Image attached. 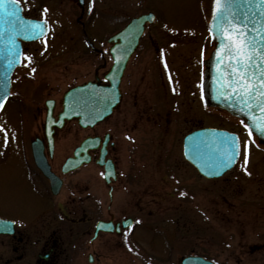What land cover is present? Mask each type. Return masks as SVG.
Returning <instances> with one entry per match:
<instances>
[{
  "label": "flooded vegetation",
  "instance_id": "flooded-vegetation-1",
  "mask_svg": "<svg viewBox=\"0 0 264 264\" xmlns=\"http://www.w3.org/2000/svg\"><path fill=\"white\" fill-rule=\"evenodd\" d=\"M94 1L83 0V4H81L80 0H76L75 3L80 11L76 24L81 27L84 35L82 39L91 52L100 56L102 62L97 69L98 72L95 71L93 80H88L86 83L100 82L102 86L109 85L106 76L113 65L112 48L115 43L110 42L113 36L123 31L132 20L141 16L152 14L154 22L145 25L139 45L127 63L120 85L122 99L115 113L94 127L81 128L76 120L65 122L63 128L56 127L52 135H47L45 128L47 111L49 110L47 104H50L52 118L57 122L62 111L64 94L61 99L57 100L48 95L42 105L38 91L36 94H31L33 98L31 101L22 98H19V101L14 100L16 95L13 94L16 72L19 69L28 68L32 69L31 73L33 74L39 68L28 65V63L34 64L33 58L36 52L33 53L30 61L26 57V47L45 41L48 35L37 42L23 44L22 65L15 70L12 76L11 95L7 102L9 104L14 100L11 103L19 111V124L16 128H19L21 135L20 145L18 144L19 141L15 147L7 145L6 161L0 162V175H9L11 180L16 182V194L13 197H8L4 203L0 200V208L3 205L12 206L15 212L12 216H8L0 211V220L5 222L0 224V264H139L142 246L145 244L142 233L146 235L142 227L147 228L149 234L154 233L158 238V233L161 232L158 229L161 228L159 226L171 221L165 216L168 211H172L171 201L178 198H180L181 205L177 206L176 210H180V222L185 233L192 226L201 231L204 222L207 224L203 202L196 205L198 218L195 220L189 218L191 197L186 184H182L180 192L184 195L178 197V194L175 195L172 192L171 178H163L159 182L156 180L155 182H148L147 178L143 177L144 174L136 160V152L139 148L135 146L137 139L130 135V133H135L138 141H140L139 131L144 123L153 122L156 124L157 119H159L163 120L164 126L167 128L170 121L168 109L162 116L160 113H151L154 104L149 105L147 110L149 101L145 103L141 100L142 97L144 99L145 97L139 93L137 88L130 91V96L125 89V85H127L126 73L134 63L139 62L140 57L143 59L149 57L150 60L145 68L158 72L159 88L162 89L160 90L162 93H157L158 96L162 94L166 97V90L170 92H168L169 95L180 93L179 88L177 91L176 89L173 90L170 83L174 62L170 52L171 43L169 44V42L171 40L169 37H173V33H170L171 29L169 30V24L166 22L165 8L161 7V3L156 5L153 0H143L142 3H146L149 7L139 8L140 12L133 3L134 0H117L115 3L117 7H112L113 1L107 0L101 9V16L97 19H100L106 26L113 25L115 28L109 29L110 32L105 36L107 47L99 50L95 46L93 49L90 47L89 36L91 31H88L95 8L92 5ZM208 3L209 0H206L207 5ZM26 5L27 3L22 4L24 17L36 19L25 8ZM154 29L157 31L155 34L151 33ZM162 37L164 38L162 39ZM180 38L183 36L180 35ZM166 39L169 42L164 44ZM159 40L161 41L160 44H158ZM214 46L215 43L211 40L208 54L204 55L201 63L197 64L199 74L200 67L202 68L199 88L205 70L204 62L212 53ZM198 57H200V51L194 55V63H197ZM33 69L35 70L33 71ZM175 73L178 85L182 86L183 76L180 78L176 71ZM184 73L185 77L188 69ZM199 77L200 75H198ZM197 96L203 104L201 90ZM24 101L36 105L37 108L22 107L21 102ZM166 105L170 107L171 102ZM130 111L132 114H129ZM117 112H121L118 121L121 122L123 132H127L124 133L126 134L124 141L128 144V161L122 164L121 157L124 153L120 151V142L109 125ZM129 118L132 119L130 126L126 123V121L129 122ZM33 122L37 123L35 132L32 129ZM103 125H107L109 129L99 133L98 128ZM239 125L241 131L245 132V138L249 139L250 143L255 141L259 145L256 147L258 151L263 150L264 146L260 145L254 136L249 137L245 124L241 120ZM196 127L183 137L182 153L184 160L200 178L216 185L215 182L225 176L219 179L205 178L194 165L187 161L184 155L185 138L191 133L206 128L204 126ZM207 128L222 129L210 126ZM229 132L239 136L240 157L235 167L227 174L233 173L242 161H245L244 141L241 134ZM2 135L5 136L4 130ZM94 141L95 144H93ZM84 143L85 146L81 150ZM250 147L248 146L247 163L250 162L252 150L255 149L254 145ZM71 159L76 160L73 165L79 163L82 165L66 172L64 171L65 166ZM106 166H110L113 171L109 176H106ZM251 166L252 163L248 164L245 170L248 171ZM254 169H259V175L264 174V167H262L261 162L255 164ZM244 174L246 173L244 172ZM212 191H214L212 193L214 196L212 207L214 211L215 207L218 208L215 217L219 221L220 188L213 187ZM258 192L260 194V191ZM258 192L254 199H263ZM238 195L242 196L246 193L243 191ZM163 203L166 207L163 206ZM253 206L258 211L251 212V216L245 215L246 211L235 212L236 215H233L234 224L235 226L240 225L242 228L254 227L256 230L262 227L260 230L263 231L264 203ZM158 215H164L161 222H146L147 218ZM228 217V221H232L230 218L232 215ZM128 221L130 224L126 226ZM99 224L103 225L104 230L98 232ZM154 224H157L158 228L153 227ZM212 224L213 231L216 232L215 227L217 225L214 222ZM210 226L208 225V227ZM5 227L7 228L6 231L4 230ZM163 233L165 234L164 230ZM250 249L255 252L264 251V243L252 245ZM171 260L169 259L168 262ZM158 261L163 260L158 259Z\"/></svg>",
  "mask_w": 264,
  "mask_h": 264
},
{
  "label": "rangeland",
  "instance_id": "rangeland-1",
  "mask_svg": "<svg viewBox=\"0 0 264 264\" xmlns=\"http://www.w3.org/2000/svg\"><path fill=\"white\" fill-rule=\"evenodd\" d=\"M106 1L95 0L93 2L92 5L95 8L91 26L88 28V31H91H89L91 43L99 50L107 47L105 36L110 32L109 29L115 28L113 25L108 27L100 19H97L101 16V9ZM111 1L114 3L112 7H117L115 5L117 0ZM19 2L27 3L25 8L33 18L48 21L50 33L45 41L26 47L28 60L31 61L33 53L36 52L33 58L34 64L28 63V65L39 68L33 74L31 73L32 69L28 68L19 69L16 72V82L13 86V94L16 95L14 100L22 98L31 101L33 99L31 94H36L38 91L42 105L48 95L56 100L61 99L69 89L86 83L88 80H93L94 73L98 72L97 69L102 62L100 56L91 52L82 39L84 35L81 27L76 24L80 12L75 5L76 0H19ZM142 2L143 0H134L133 3L138 9L149 7ZM153 2L156 5L161 3V7L165 8L166 22L169 24V30L171 29L170 33H173V37H169L171 42L166 39L164 44L171 43L170 52L173 55L174 69L171 73L170 83L173 90L177 91L179 88L180 93L169 95L170 92L166 90L169 98L162 94L157 95L162 90L159 88L158 72L145 68L150 60L149 57L144 59L140 57L139 62L134 63L127 71L125 89L128 95L130 96L131 90L137 88L139 93L145 97V99L142 97L141 100L145 103L149 101L147 110L149 105L154 104L151 113H160L162 116L168 109L167 113H169L170 119L167 128H165L163 120L159 119L156 124L153 122L144 123L139 131L140 141L135 133H130L137 139L135 146L139 147L136 152V160L144 174L143 177L147 178L148 182H155V180L159 182L163 178H171L172 192L175 195L178 194V197H180L182 184H186L191 197L189 218L194 220L198 218L196 205L203 202L206 223L211 226L208 227L204 222L201 231L192 226L185 233L180 222V210H176V207L181 205L180 198L172 200V211H168L165 215L167 219H171L170 223L161 224L159 226L161 228H158L157 224L153 225L161 231L158 233V238L154 233L149 234L147 228L142 227L146 235L142 233L145 244L142 246L139 264H180L181 259L188 256H200L216 264H264V251L255 252L250 249L252 245L264 243V229L261 231L262 227L256 230L250 226L246 228H242L240 225L235 226L233 218V215H236L234 213L238 211H246L245 215L251 216V212L258 211L253 205L264 203V195H262L264 194V174L261 173L260 176L259 169H254L255 164L260 162L264 167V149L258 151L256 149L258 144L250 143L249 139L245 138V132L240 129V119L222 110L205 107L197 96L200 91L199 80L202 71L200 67L199 74L197 64L201 63L203 56L208 54L211 44L208 27L209 3L207 5L206 0H153ZM155 32L157 31L154 29L151 33L155 34ZM180 35L183 38H180ZM160 42L159 40L158 44ZM198 51H200V57L197 58V63H194V55H197ZM187 69L188 73L184 77V71ZM175 71L180 75V78L183 76V80H181L183 87L178 85ZM191 72L193 73L191 74ZM198 75H200L199 78ZM11 102L5 106L0 115V128H3L4 135H8L10 142L5 144L3 131H0V162L6 161L7 145L12 147L20 145L21 135L19 128H16L19 124V111ZM168 102H171L172 107L166 105ZM21 105L28 109L37 108L36 105L28 104L25 101L21 102ZM120 113H116L109 125L120 142V151L124 153L121 157L122 164L128 161V144L124 141L126 135L124 133L127 132H123L121 122L118 121ZM129 114H132V111ZM131 121L132 119L129 118V122L126 121L127 125L130 126ZM33 123L32 129L35 132L37 123ZM196 126L217 127L241 134L244 145L247 142L248 146L254 145L255 147L252 150L250 162L242 161L233 173L227 174L223 179L215 182L216 185L200 178L195 170L185 162L182 153L184 135L196 129ZM76 128L78 127L76 126ZM107 129H109L107 125L98 128L99 133ZM250 163L252 166L246 171L245 169ZM14 182L15 180L12 181L9 175H0L1 202L4 203L8 197H13L16 194V182ZM213 187L220 188L219 221L215 217L218 208L215 207L214 211L212 207ZM243 191L246 195L239 196L238 194ZM257 192L263 199H254ZM1 207L0 211L8 216L15 213L12 206L3 205ZM230 215H232L230 217L232 221L229 222L228 216ZM163 216L147 218L146 222L159 223L164 219ZM212 222L217 225L216 232L213 231ZM158 259L163 261L159 262ZM169 259L172 260L168 262Z\"/></svg>",
  "mask_w": 264,
  "mask_h": 264
},
{
  "label": "water",
  "instance_id": "water-1",
  "mask_svg": "<svg viewBox=\"0 0 264 264\" xmlns=\"http://www.w3.org/2000/svg\"><path fill=\"white\" fill-rule=\"evenodd\" d=\"M80 3L83 4V0H80ZM17 6L19 8V16H21L25 22L23 25L14 23L5 14L6 10L11 7V5L5 4L4 7L0 9V100L3 101V107H0V113L10 96L12 74L22 63V42L36 41L49 33V25L47 22L45 24V21L26 19L23 16L21 4L18 3ZM213 7L214 3L212 4V11ZM241 7L247 9L249 20L257 21L255 27L258 29L261 28L262 24H264V17L260 15L261 9L256 7V0H252V3L249 5H241ZM212 11L209 27L213 24ZM153 19L152 14L134 19L123 31L110 39V42L115 43V45L112 48L114 64L106 76V80L109 82L108 86H102L100 82L86 83L66 92L62 102L63 110L59 115L58 122H55L52 118V108L49 103L47 104L49 107L45 126L47 135H52L56 127L62 128L67 120L77 119L82 128H87L94 127L96 124L114 114L121 103L122 94L120 85L127 63L139 45L145 25L147 23L152 24L154 22ZM28 22L39 23L43 28V35L33 38L32 30ZM248 27L251 29L253 24L249 23ZM17 33L20 34L18 35ZM211 35L212 39L216 41V47L210 58L205 62L206 71L201 85L204 103L207 107H215L224 110L232 116L240 118L250 126L251 120L248 115H245L247 109H245L244 112L238 110L242 105L237 103V98L235 96L226 98L225 95H220L217 91L219 88V81L217 79L219 74L221 72L227 74L230 70L223 65H218L216 51L220 46V41L218 37L214 38V32L211 33ZM252 35H256V33H252ZM13 40L15 41V52L10 51L13 48ZM119 41L120 44H118ZM91 47L93 46L91 45ZM227 78L228 76L225 75V79ZM250 115L255 118H260L264 116V112L253 107ZM253 134L256 136L255 132H253ZM232 138L236 139L239 148V139L235 134L208 128L194 132L185 139V156L205 177H222L225 173L233 169L238 161L239 154L235 157V162L229 167L221 169L218 168L215 163L219 153L229 146L225 142L231 141ZM259 142L264 145L260 140ZM93 144H95V141ZM84 146L85 143L81 146V150ZM75 161L74 159L69 160L64 171L74 170L82 165V163L73 165ZM106 171V176L111 175L113 172L110 166H106ZM2 222L5 223L0 220V224ZM126 224V226H128L130 221L126 222ZM99 230H104L102 224L98 225L97 231L99 232ZM181 264L215 263L202 257L190 256L183 258Z\"/></svg>",
  "mask_w": 264,
  "mask_h": 264
},
{
  "label": "snow or ice",
  "instance_id": "snow-or-ice-1",
  "mask_svg": "<svg viewBox=\"0 0 264 264\" xmlns=\"http://www.w3.org/2000/svg\"><path fill=\"white\" fill-rule=\"evenodd\" d=\"M18 2L19 0H0V9L5 4L11 5L5 14L14 23L23 25L25 22L19 16ZM213 3V24L210 25L209 31L210 33L214 32V38L218 37L220 41V46L216 51L218 65H223L230 70L227 74L224 72L219 74L217 91L220 95H225L226 98L235 96L237 103L242 105L238 109L239 111L244 112L247 109L245 115H248L251 120L250 126L245 125L248 135L251 138L255 132L256 137L264 143V116L255 118L250 115L253 107L264 112V24L261 28H256L257 21L249 20L247 9L241 7V5L251 4L252 0H213ZM256 7L261 9L260 15L264 17V0H256ZM28 23L33 38L43 35V28L39 23ZM249 23L253 24L251 29L248 27ZM252 33H256V35H252ZM12 43L13 48L10 51L15 52V41L13 40ZM225 75L228 76L227 79H225ZM0 107H3L2 100H0ZM0 131L3 129L0 128ZM4 142L5 144L8 142L7 134L4 136ZM252 142L255 143V141ZM225 143L229 146L219 153L215 161L216 166L221 169L234 163L235 157L239 154L235 138ZM244 152L246 163L247 142L244 145ZM4 230L6 231L7 228L5 227Z\"/></svg>",
  "mask_w": 264,
  "mask_h": 264
},
{
  "label": "bare ground",
  "instance_id": "bare-ground-1",
  "mask_svg": "<svg viewBox=\"0 0 264 264\" xmlns=\"http://www.w3.org/2000/svg\"><path fill=\"white\" fill-rule=\"evenodd\" d=\"M209 16H208V20L210 21L211 19V11H212V4H213V0H209ZM211 55V54H210ZM114 63V62H113ZM113 66V65H112ZM208 179V178H207Z\"/></svg>",
  "mask_w": 264,
  "mask_h": 264
}]
</instances>
